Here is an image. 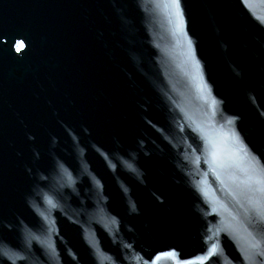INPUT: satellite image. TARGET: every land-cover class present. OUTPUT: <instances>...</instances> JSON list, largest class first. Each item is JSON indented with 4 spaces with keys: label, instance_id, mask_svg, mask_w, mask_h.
<instances>
[{
    "label": "water",
    "instance_id": "water-1",
    "mask_svg": "<svg viewBox=\"0 0 264 264\" xmlns=\"http://www.w3.org/2000/svg\"><path fill=\"white\" fill-rule=\"evenodd\" d=\"M249 165L264 0H0V264H264Z\"/></svg>",
    "mask_w": 264,
    "mask_h": 264
},
{
    "label": "snow or ice",
    "instance_id": "snow-or-ice-1",
    "mask_svg": "<svg viewBox=\"0 0 264 264\" xmlns=\"http://www.w3.org/2000/svg\"><path fill=\"white\" fill-rule=\"evenodd\" d=\"M212 155H213V163H215L216 155L214 152L212 153ZM246 171L248 173V179H249L250 183H264V180L255 179V177L257 176L256 170L253 169L250 165L247 167ZM260 176L264 177V170H261ZM256 190L264 192V188H260V189H256Z\"/></svg>",
    "mask_w": 264,
    "mask_h": 264
}]
</instances>
